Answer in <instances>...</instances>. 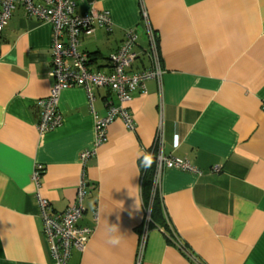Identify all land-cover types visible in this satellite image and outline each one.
<instances>
[{
    "label": "crops",
    "instance_id": "crops-1",
    "mask_svg": "<svg viewBox=\"0 0 264 264\" xmlns=\"http://www.w3.org/2000/svg\"><path fill=\"white\" fill-rule=\"evenodd\" d=\"M142 6L156 34L161 82L133 92L124 105L133 129L116 118L98 148L82 88L62 91L61 124L37 131L36 101L52 82V25L17 6L3 28L0 264H52L36 195L62 212L74 203L82 172L88 190L78 224L92 234L68 264H135L145 216L141 164L158 134L165 156L187 160L199 173L162 172L157 195L175 239L149 227L141 264H264V0L78 1L77 12L106 11L112 22L111 33L81 36L80 52L97 56L92 70H109V56L130 29L138 58L129 72L149 68ZM94 94L99 116L118 104L106 88ZM85 150L94 153L82 164ZM108 225L118 227V246L107 243Z\"/></svg>",
    "mask_w": 264,
    "mask_h": 264
},
{
    "label": "built area",
    "instance_id": "built-area-1",
    "mask_svg": "<svg viewBox=\"0 0 264 264\" xmlns=\"http://www.w3.org/2000/svg\"><path fill=\"white\" fill-rule=\"evenodd\" d=\"M81 0H0V34L11 18L12 11L20 5L27 16L52 25V45L50 61L51 86L49 95L38 99L37 131L45 133L53 130L61 124V116L58 112V101L61 92L71 88H82L86 94V100L90 114L94 119V147L98 148L106 141L107 127L120 118L127 130H132L134 123L125 104L131 101L132 94L137 89L144 90V83L149 80L161 82L163 70L160 65L156 34L151 29L147 13L141 8V21L146 31L148 48L145 50L149 68L129 72V68L137 59L135 52L138 35L130 29L125 31L124 38L119 47L109 56V70L97 72L87 68V56L80 52V39L90 38L95 35L96 29H104L107 33L112 31V22L106 11L79 13L76 4ZM106 88L118 101V104H108L104 116H99L93 107L95 90ZM162 134H158L156 144L149 157L154 161L151 198L157 194L159 180L165 169H179L193 173H199L192 168L187 160L165 156L162 153ZM94 153L93 150H85L80 154V161L84 164ZM221 165L214 168L218 171ZM42 171L37 166L32 174L33 181L38 184V178ZM83 171V170H82ZM88 181L81 173L75 195L74 203L62 212H53L46 199L36 195L37 206L42 220V236L52 264H68L73 251H83L89 240L92 230L79 226L78 222L83 214V200L87 194ZM144 224L140 232V240L136 255V263L141 264L146 238L148 235L151 202L144 203ZM175 239V236L173 237ZM172 239V240H173ZM177 241V240H176ZM183 249V248H182ZM185 252V251H184ZM192 257L189 256V259ZM193 264H199L192 258Z\"/></svg>",
    "mask_w": 264,
    "mask_h": 264
},
{
    "label": "trees",
    "instance_id": "trees-1",
    "mask_svg": "<svg viewBox=\"0 0 264 264\" xmlns=\"http://www.w3.org/2000/svg\"><path fill=\"white\" fill-rule=\"evenodd\" d=\"M17 6H20V5H17ZM86 56L88 58L86 66L88 69L92 70L91 63L97 60L96 53H90ZM140 62H142L141 64H144L143 59L140 60ZM131 67L129 68V70L131 69ZM142 161L143 163L141 165L144 170V175H143V180H142V196H143L145 203H148L149 201L151 202L149 227L163 228L165 231H169V228L167 226V221L164 217V213H163L161 202L158 198V195L154 194L153 198H151V186H152L154 161L153 159H150V161H147V160H144V158ZM169 242L171 243L170 238H169Z\"/></svg>",
    "mask_w": 264,
    "mask_h": 264
},
{
    "label": "clouds",
    "instance_id": "clouds-1",
    "mask_svg": "<svg viewBox=\"0 0 264 264\" xmlns=\"http://www.w3.org/2000/svg\"><path fill=\"white\" fill-rule=\"evenodd\" d=\"M148 158H149L148 154H145L144 160H147ZM107 232H108L107 243L113 247L118 246L121 242V235L119 234L120 232L118 230V227L115 225L113 226L108 225Z\"/></svg>",
    "mask_w": 264,
    "mask_h": 264
},
{
    "label": "bare ground",
    "instance_id": "bare-ground-1",
    "mask_svg": "<svg viewBox=\"0 0 264 264\" xmlns=\"http://www.w3.org/2000/svg\"><path fill=\"white\" fill-rule=\"evenodd\" d=\"M150 223V222H149ZM169 233H170V235H172V236H169V234H168V238H170L171 239V242H173V237H174V235H173V233H171L170 231H169Z\"/></svg>",
    "mask_w": 264,
    "mask_h": 264
}]
</instances>
